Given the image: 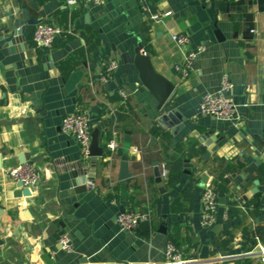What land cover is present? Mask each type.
I'll return each instance as SVG.
<instances>
[{
	"label": "crops",
	"instance_id": "obj_1",
	"mask_svg": "<svg viewBox=\"0 0 264 264\" xmlns=\"http://www.w3.org/2000/svg\"><path fill=\"white\" fill-rule=\"evenodd\" d=\"M24 1L63 32L52 48L37 49L35 26H27L26 46L11 50L6 31L23 25L28 12L17 0H0V264H169L164 247L172 237L190 259L179 264H196L203 246L219 264H263L264 11L255 0H145L161 21L142 11L140 0ZM173 33H186L192 48L204 46L186 78L174 68L180 53ZM139 42L156 72L174 85L164 110L184 118L175 135L159 125L162 112L129 61ZM111 60L119 67L103 81ZM224 71L233 84L235 124L199 111L202 95ZM78 110L90 115L92 130L100 127L103 154L93 185L62 198L72 172L90 176V157L82 158L79 144L60 128ZM178 159L173 184L170 171L166 179L155 175V161L160 172ZM21 161L39 174L29 196H15L17 181L5 175ZM203 175L217 195L211 227L200 223ZM231 203L236 213L228 212ZM122 208L148 210L151 219L121 231ZM63 233L71 251L58 242ZM224 255L237 257L221 262Z\"/></svg>",
	"mask_w": 264,
	"mask_h": 264
},
{
	"label": "built area",
	"instance_id": "obj_2",
	"mask_svg": "<svg viewBox=\"0 0 264 264\" xmlns=\"http://www.w3.org/2000/svg\"><path fill=\"white\" fill-rule=\"evenodd\" d=\"M79 2L91 3L99 5L101 0H66L68 6H75ZM142 11L149 13L152 19L161 21L160 15L151 13L150 8L145 3V0H140ZM170 14V12L165 13ZM255 32L254 29L251 30ZM63 28L54 22H40L35 25L31 40L32 44L37 49H50L53 47L56 39L61 36ZM171 40L176 45L180 59L175 64L174 68L179 73L181 78H186L193 68L194 61L203 52L204 46L199 45L195 48L190 47V39L186 33L170 34ZM119 67L118 62L108 61L105 63L103 71L104 75L101 77L103 81H107L108 77L114 70ZM233 89L230 74L224 71L221 74L218 86L205 92L199 102V111L203 114H208L215 117L219 121L235 124L238 117L236 113V105L231 99V92ZM120 95L125 98L126 93L123 90L119 91ZM61 131L74 139L80 146V154L84 159L89 158V146L91 142L92 127L90 124V115L82 110L66 115L60 125ZM110 149L116 147L115 141L111 140L108 143ZM5 175L13 180L20 181L25 188H31L38 180V170L29 162L19 163L15 166L9 167L5 171ZM160 176L163 179L167 177V170L165 167L161 168ZM202 209L200 214V223L203 227H211L215 221V213L218 206L217 195L213 186L206 182L201 191ZM151 214L148 210H133L123 211L116 215V223L121 231L131 232L139 227L140 224L150 221ZM62 249L71 251V241L66 233H63L58 240ZM260 262L264 264V249L261 250ZM164 255L169 264H179L186 261L182 256L181 250L171 241H167L164 247ZM221 262L233 260L237 255H224ZM219 262V260H218Z\"/></svg>",
	"mask_w": 264,
	"mask_h": 264
},
{
	"label": "water",
	"instance_id": "obj_3",
	"mask_svg": "<svg viewBox=\"0 0 264 264\" xmlns=\"http://www.w3.org/2000/svg\"><path fill=\"white\" fill-rule=\"evenodd\" d=\"M20 2V7L25 9L28 12L27 18L24 20L23 25L20 27H16L12 30L6 31V37L9 38L7 42V46L14 50V46L18 44L16 47L18 49L24 48V44L26 46L27 43L24 41V32L27 26H35L40 23L42 20L39 18V13L29 7L24 0H17ZM254 3L257 4L259 11H264V0H255ZM216 34L219 36V31L216 29ZM20 43H23L22 45ZM129 61L131 63L132 68L137 72V76L141 82V84L153 95L154 97V104L156 109L162 113L158 116V123L163 129H170L172 135H175L176 131L183 126L184 118L178 115L177 111L172 110H164V106L171 95L174 85L168 79L160 75L154 69L152 61L148 54L143 51V46L139 42L133 49V54L129 57ZM213 131H210L212 133ZM99 133L100 127L94 128L91 132V142L89 146V157H90V168L88 173L90 174L89 177H85L84 173L72 172L71 181L69 182L68 190L64 191L63 193H59V197H70L79 193H82L88 190L94 183V176L96 173L97 167V158L103 154L102 146H99ZM25 161V160H24ZM24 161H21L22 163ZM155 175L159 178L160 172L158 170V162L155 161ZM87 174V172H86ZM120 177L125 178L128 175L127 172V164L126 160L120 164ZM201 181L203 183L206 182V175L202 176ZM81 185V184H83ZM16 186L19 188V193L15 196L24 195L29 196L31 195L32 188H25L22 186L20 181H17ZM82 186V187H81ZM76 206V203L72 204V206L67 207L66 210L68 212H72L73 208ZM124 209H121L123 212ZM62 225V222H60ZM164 226H161L159 230H164ZM165 231V230H164ZM218 260H210L209 259V248L208 246H203L200 255L199 261L196 264H215ZM120 263V262H119ZM126 264V263H120ZM226 264V263H223Z\"/></svg>",
	"mask_w": 264,
	"mask_h": 264
},
{
	"label": "trees",
	"instance_id": "obj_4",
	"mask_svg": "<svg viewBox=\"0 0 264 264\" xmlns=\"http://www.w3.org/2000/svg\"><path fill=\"white\" fill-rule=\"evenodd\" d=\"M181 164H182V162H181V159H178L176 162H174V163H168V162H166V164H165V168L167 169V171H170L171 173H172V176H168L167 177V181H168V183L169 184H173L174 183V181H175V179H174V177H173V175H175V173L176 172H178L179 170H180V166H181ZM191 184V183H190ZM228 212L230 213V214H233V213H236V207H235V205L234 204H229V206H228ZM140 225H142V224H140ZM139 225V226H140ZM171 241H172V243H174L175 245L176 244H178V242H177V240L175 239V237H172L171 238Z\"/></svg>",
	"mask_w": 264,
	"mask_h": 264
}]
</instances>
